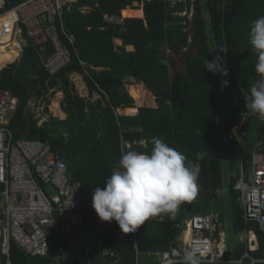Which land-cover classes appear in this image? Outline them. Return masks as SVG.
Listing matches in <instances>:
<instances>
[{"label": "trees", "instance_id": "1", "mask_svg": "<svg viewBox=\"0 0 264 264\" xmlns=\"http://www.w3.org/2000/svg\"><path fill=\"white\" fill-rule=\"evenodd\" d=\"M24 1L8 0L4 10ZM184 12L187 15L181 16ZM260 16H264V0H196L174 6L168 0H72L64 24L76 40L72 45L63 38L69 59L58 75L48 73L31 45L15 63L16 58L9 57L6 50L0 53V91L9 90L18 99L9 126L14 139L48 143L65 162L71 178H81L83 196L97 214L92 206L94 188L105 185L121 150L150 151V138H161L201 167L197 195L181 204L180 216L214 213L220 226L225 223L218 205L224 178L218 115L222 105L228 132L237 129V135L228 138L227 148L230 258L239 260L249 252L262 260L257 264H264V232L260 223L245 222L241 194L235 190L242 164L249 166L251 151L259 145L264 149V120L252 114L241 126L246 112L244 96L259 78L249 35L252 21ZM107 17L123 20L114 23ZM213 49L223 57L229 72L222 77L229 86L223 88L221 101L216 75L204 70V61L213 60ZM221 49L224 52L217 53ZM178 61L182 70H177ZM75 75L82 77L87 96L80 94ZM139 85L154 97L155 107L142 106ZM58 93L63 96L64 120L48 109ZM43 102L45 111L39 115L31 104L42 107ZM120 110L125 114H119ZM250 129L256 138L248 140ZM244 132L242 143L239 138ZM140 140L146 141V149L133 145ZM126 143L132 146L128 148ZM101 228L94 225L95 238L101 237L117 253L121 259L117 264H134L133 239H119L116 222L102 233ZM251 231L258 239L255 251H249L243 241ZM179 234L165 216L163 221L157 218L141 226L137 244L143 253L166 251ZM101 262L115 264L109 259Z\"/></svg>", "mask_w": 264, "mask_h": 264}, {"label": "built area", "instance_id": "2", "mask_svg": "<svg viewBox=\"0 0 264 264\" xmlns=\"http://www.w3.org/2000/svg\"><path fill=\"white\" fill-rule=\"evenodd\" d=\"M7 1L0 0V53L6 50L17 54L15 63L31 45L48 73L58 75L69 59L63 38L72 45L76 40L64 24L72 0H26L5 11ZM168 1L174 6L196 0ZM180 15L186 16L187 12ZM188 16L192 19L193 6ZM107 19L114 23L122 21L115 17ZM17 105L18 99L11 91H0V264H102L101 261L108 259L117 264V253L101 237L97 240L93 230L95 224H100L102 233L109 223L101 222L92 212L83 196L81 182L71 178L65 162L48 143L14 139L9 126ZM250 115L244 113L242 122ZM133 145L147 147L145 140ZM235 190L241 194L239 201L245 222L260 223L264 232L262 149L251 151L248 167L242 164ZM171 220L180 232L178 240L168 250L157 253L141 252L137 232L124 234L120 228L116 229L117 237L124 242L133 239L135 264H150V260L155 264L180 262L194 247L203 253L202 264L262 262L249 252L239 260H232L228 235L215 223L212 214L180 216L179 208ZM252 234L249 232L246 239L249 251L258 248V240L253 241Z\"/></svg>", "mask_w": 264, "mask_h": 264}, {"label": "clouds", "instance_id": "3", "mask_svg": "<svg viewBox=\"0 0 264 264\" xmlns=\"http://www.w3.org/2000/svg\"><path fill=\"white\" fill-rule=\"evenodd\" d=\"M249 42L256 57L255 71L259 78L244 96L245 114H256L264 120V16L252 21ZM204 70L225 78L229 75L219 54L211 62L208 58L204 61ZM221 86L228 87L229 81L222 80ZM150 143L152 147L146 152L122 149L117 167L105 185L93 191L92 206L100 221L116 222L124 234L136 233L150 220L163 221L165 216L174 218L181 204L192 201L197 195L199 163L188 161L161 138L153 136ZM201 158L198 154L197 160ZM202 255L201 250L194 247L180 262L172 261L171 264H202Z\"/></svg>", "mask_w": 264, "mask_h": 264}, {"label": "rangeland", "instance_id": "4", "mask_svg": "<svg viewBox=\"0 0 264 264\" xmlns=\"http://www.w3.org/2000/svg\"><path fill=\"white\" fill-rule=\"evenodd\" d=\"M135 5H138V4H135ZM123 18V16H122ZM206 20L209 22V17L208 15H206ZM117 44H119V42L117 41ZM213 44V43H212ZM213 48H214V44H213ZM10 56H12V53L10 52ZM216 56L215 54V50L213 49V59L214 57ZM182 63L181 61H178V66H177V70H182ZM216 79H217V85H218V99L219 101H221L223 99V94H224V90L222 88V76L219 75V74H216ZM74 82L75 84L77 85L78 87V90L80 92L81 95H84V96H87V90H86V85L82 79L81 76H78V75H75L74 76ZM139 88H141V92H142V106H148V107H155L156 106V101L154 99V97L151 95V93L144 89L142 86L139 85ZM60 93L56 94L55 97L52 99L51 101V104L49 105V113L52 114L54 117H60V115L63 116V114H60V115H57L56 113L53 112V109H52V104L54 102H61L62 100V94L60 95ZM32 108L35 109L36 112H38V114L40 115L43 110L45 111V107H46V102H43L42 103V107H38L37 105H35V103H32L31 104ZM59 109V108H58ZM125 112V110H123L121 112V114H123ZM218 115H219V129L220 131L222 132V139H220L219 141V146H220V155L221 157L224 159L226 158V150H227V142L225 141V137L227 136V131H226V127H224V106L222 105H219V112H218ZM226 135V136H225ZM256 138V134H255V131L253 129H250L249 130V139L248 140H251L252 138ZM249 142V141H248ZM223 175H224V178H223V186L219 192V196H220V202L218 203L219 206L222 207L223 211H224V216L226 218V220L228 219V216H229V208H228V188H229V176H228V163L227 161H224L223 163ZM52 192L54 193V191L52 190ZM231 216V215H230ZM229 216V217H230ZM231 218L228 219V221L230 222ZM228 221H226V223H228ZM228 227L230 229V223H228ZM221 227H224V224L220 223ZM228 227L226 228L228 230ZM250 237V235H248V238ZM244 241H247L246 238L244 239ZM142 258H144L142 256ZM151 264H155L154 262H152Z\"/></svg>", "mask_w": 264, "mask_h": 264}, {"label": "crops", "instance_id": "5", "mask_svg": "<svg viewBox=\"0 0 264 264\" xmlns=\"http://www.w3.org/2000/svg\"><path fill=\"white\" fill-rule=\"evenodd\" d=\"M123 19H125L124 17H123ZM122 19V20H123ZM132 19V18H131ZM133 19H135V18H133ZM122 22V21H121ZM118 42H119V45H121L122 44V41H120V40H118ZM86 90H87V87H86ZM87 93V95H88V91L86 92ZM62 93H60V95H61ZM59 95V96H60ZM82 96H84V95H82ZM63 97V96H62ZM58 103V102H57ZM127 110V109H126ZM59 114H63V116L64 117H62V115H60V118H64V119H66V117H67V115L61 110V103L59 102ZM123 110H120L119 111V114H121V112H122ZM138 108H137V113H138ZM54 112V111H53ZM55 113V112H54ZM125 113H123V114H121V115H124ZM127 115V114H126ZM135 116V115H134ZM243 117V116H242ZM223 123H224V121H223ZM246 123V122H245ZM245 123H243L242 122V120H241V126L242 125H245ZM224 127H226L225 125H224ZM226 131H227V136L225 137V141L227 142V148H228V138L231 136V135H234V136H236L237 135V129L235 128V129H233V130H231L230 132H228V129H227V127H226ZM222 132L220 131V136H219V141H220V139H222L223 137H222ZM245 132L243 133V135L239 138V141H241L242 143H245ZM255 148H259V149H262L263 151H264V149H263V147L261 146V145H259V146H256ZM222 160H223V163H224V161H227V150H226V158H222ZM241 169H242V166H241ZM229 174V173H228ZM242 205V204H241ZM243 207V206H242ZM213 215H215L216 216V214H214L213 213ZM230 216V215H229ZM228 216V219H230V217ZM228 219L226 220V218H225V223H224V227H221V225L219 226V228L220 229H222V230H224V232L225 233H227V235H228V240H229V236H230V234H229V231H230V229H229V227H228V223H230L229 221H228ZM226 221H228V223H226ZM228 227V230L226 229ZM252 232V231H251ZM254 233V232H253ZM255 234V233H254ZM248 235H249V232H248ZM248 238V236L246 237V239ZM258 240V239H257ZM244 241V240H243ZM246 243H247V241H245ZM172 243V242H171ZM171 243H170V245H171ZM170 245H169V248H170ZM258 249V248H257ZM151 252V251H150ZM157 252H161V251H157ZM157 252H152V253H157ZM120 261H121V259H119ZM152 262H154L155 263V261L154 260H150L149 261V263L151 264ZM134 264H135V258H134Z\"/></svg>", "mask_w": 264, "mask_h": 264}, {"label": "bare ground", "instance_id": "6", "mask_svg": "<svg viewBox=\"0 0 264 264\" xmlns=\"http://www.w3.org/2000/svg\"><path fill=\"white\" fill-rule=\"evenodd\" d=\"M7 52V51H6ZM12 53V58H16L17 57V54H15V53H13V52H11ZM7 55L9 56V57H11L10 56V52H7ZM59 104L57 103V102H54L53 104H52V109H53V111L57 114V115H60L59 114ZM252 239H253V241H256V239H257V236L253 233L252 234Z\"/></svg>", "mask_w": 264, "mask_h": 264}, {"label": "water", "instance_id": "7", "mask_svg": "<svg viewBox=\"0 0 264 264\" xmlns=\"http://www.w3.org/2000/svg\"><path fill=\"white\" fill-rule=\"evenodd\" d=\"M144 18H145V16H144ZM132 19H133V18H132ZM75 180H76V181H80L81 178H80V177H77ZM172 247H174V245H172Z\"/></svg>", "mask_w": 264, "mask_h": 264}]
</instances>
